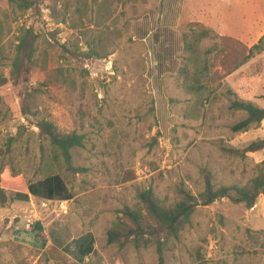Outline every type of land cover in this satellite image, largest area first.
<instances>
[{
	"label": "rangeland",
	"instance_id": "rangeland-1",
	"mask_svg": "<svg viewBox=\"0 0 264 264\" xmlns=\"http://www.w3.org/2000/svg\"><path fill=\"white\" fill-rule=\"evenodd\" d=\"M248 3L40 0L37 9L20 10L0 0V172L26 183L58 174L72 194L31 197L25 211L0 205V264H264V195L251 209L227 199L198 206L161 263L153 246L106 244L120 210L140 209L142 190L172 199L180 182L192 194L202 190L201 169L215 187L256 174L258 158L222 150L242 149L250 137L231 130L245 113L229 108V84L214 76L220 37H231L233 16ZM29 26L34 65L15 87L11 61L20 28ZM200 32L206 35L196 42V61L188 62L183 35L191 41ZM42 120L59 134L82 136L70 168L39 134ZM87 235L92 252L82 257L76 242Z\"/></svg>",
	"mask_w": 264,
	"mask_h": 264
},
{
	"label": "trees",
	"instance_id": "trees-1",
	"mask_svg": "<svg viewBox=\"0 0 264 264\" xmlns=\"http://www.w3.org/2000/svg\"><path fill=\"white\" fill-rule=\"evenodd\" d=\"M40 0H7L8 4L20 10L37 9ZM206 32L196 33L189 41L187 34L183 35L184 51L190 55L188 62H195L196 42L205 36ZM36 35L32 26L20 28L15 45V53L11 61L8 80L17 87L27 82L28 75L34 65ZM220 48L214 56L218 62V69L214 76L223 79L240 65L244 64L254 53L264 50V34L252 47L248 48L244 43L227 36L220 37ZM65 53L73 55L66 47L61 45ZM100 57V56H98ZM219 59V60H218ZM204 68V67H203ZM194 79L202 73L195 70ZM3 81H7L4 80ZM18 98L22 101L23 115L27 116L28 105L27 92L22 91ZM234 97L229 103L231 110L243 111L245 117L234 123L231 130L244 132L250 125H258L264 120V109L253 103ZM39 134L48 139L49 143L60 152L68 168H70V151L82 145V136L75 132L59 134L51 122L39 121L36 123ZM264 149V139L250 141L242 149L222 148L223 152L231 157L245 158L248 154ZM257 166L256 174L243 184L220 185L212 184V177L208 170L201 169L203 187L197 194L187 191L182 182L174 190V197L158 198L151 189H145L137 194L140 209L134 210L124 207L120 210V217L106 232V244L115 245L121 249L127 245L134 249L154 247L158 261L162 262L163 251L170 243L179 239L180 232L189 226L190 218L198 206H207L221 199H227L233 204H243L246 209H251L257 198L264 195V160ZM12 195L8 198L6 191ZM31 197L43 200L63 199L69 200L72 194L68 192L65 183L58 174H49L35 183H26L19 175H14L9 170L0 172V205L8 203V207L15 211L30 209ZM92 237L87 235L76 242V249L80 256L84 257L92 252Z\"/></svg>",
	"mask_w": 264,
	"mask_h": 264
},
{
	"label": "crops",
	"instance_id": "crops-1",
	"mask_svg": "<svg viewBox=\"0 0 264 264\" xmlns=\"http://www.w3.org/2000/svg\"><path fill=\"white\" fill-rule=\"evenodd\" d=\"M222 19L224 21L225 17L222 16ZM233 21L235 30L229 36L244 43L248 48L252 47L264 34V0H249L248 5L243 4L239 10V18L234 15ZM222 80L229 84L230 91L238 99L249 101L264 109V50L254 53L248 61ZM240 133L249 135L250 141L264 139V120L258 125H250L246 131ZM263 155L264 149L250 153V156L258 158L256 160L259 161H262Z\"/></svg>",
	"mask_w": 264,
	"mask_h": 264
},
{
	"label": "built area",
	"instance_id": "built-area-1",
	"mask_svg": "<svg viewBox=\"0 0 264 264\" xmlns=\"http://www.w3.org/2000/svg\"><path fill=\"white\" fill-rule=\"evenodd\" d=\"M25 221H26V225H27V226H29L30 219H29V218H27Z\"/></svg>",
	"mask_w": 264,
	"mask_h": 264
}]
</instances>
